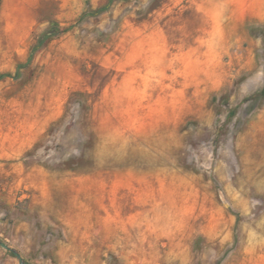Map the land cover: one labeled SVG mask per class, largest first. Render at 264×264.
I'll use <instances>...</instances> for the list:
<instances>
[{
  "label": "rangeland",
  "instance_id": "obj_1",
  "mask_svg": "<svg viewBox=\"0 0 264 264\" xmlns=\"http://www.w3.org/2000/svg\"><path fill=\"white\" fill-rule=\"evenodd\" d=\"M0 242L264 264V0H0Z\"/></svg>",
  "mask_w": 264,
  "mask_h": 264
},
{
  "label": "water",
  "instance_id": "obj_2",
  "mask_svg": "<svg viewBox=\"0 0 264 264\" xmlns=\"http://www.w3.org/2000/svg\"><path fill=\"white\" fill-rule=\"evenodd\" d=\"M0 245L4 249H6L8 251H11L16 256V258L18 259V261H19L20 264H28L16 251L12 250L9 246H7L6 244H4L2 242H0Z\"/></svg>",
  "mask_w": 264,
  "mask_h": 264
},
{
  "label": "trees",
  "instance_id": "obj_3",
  "mask_svg": "<svg viewBox=\"0 0 264 264\" xmlns=\"http://www.w3.org/2000/svg\"><path fill=\"white\" fill-rule=\"evenodd\" d=\"M112 2V1H111ZM45 39H40L38 45H36L35 47L32 48L31 50V54H30V57L28 59V62L27 64H29L32 60H33V57L35 55V53L38 51V49L43 45Z\"/></svg>",
  "mask_w": 264,
  "mask_h": 264
}]
</instances>
